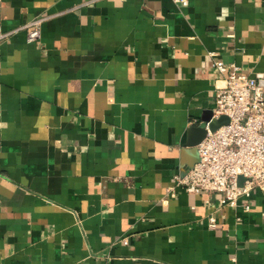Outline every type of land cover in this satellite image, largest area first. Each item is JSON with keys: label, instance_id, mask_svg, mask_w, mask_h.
Instances as JSON below:
<instances>
[{"label": "crops", "instance_id": "obj_1", "mask_svg": "<svg viewBox=\"0 0 264 264\" xmlns=\"http://www.w3.org/2000/svg\"><path fill=\"white\" fill-rule=\"evenodd\" d=\"M0 24V264H264V191L168 195L214 59L264 74V0H1Z\"/></svg>", "mask_w": 264, "mask_h": 264}, {"label": "built area", "instance_id": "obj_2", "mask_svg": "<svg viewBox=\"0 0 264 264\" xmlns=\"http://www.w3.org/2000/svg\"><path fill=\"white\" fill-rule=\"evenodd\" d=\"M45 19L26 25L29 42L41 38ZM10 35L0 24V42ZM214 67L222 76V84L216 89L213 118L226 116L229 121L216 131L209 130L198 145L200 161L184 175L176 176V184L168 195L173 197L178 188H186L207 195L205 202L209 206L213 204L211 197L216 195L223 206H242L250 211L248 199L255 190L264 191V74L251 77L243 74L239 66H227L217 59ZM209 226L217 227L214 214Z\"/></svg>", "mask_w": 264, "mask_h": 264}, {"label": "water", "instance_id": "obj_3", "mask_svg": "<svg viewBox=\"0 0 264 264\" xmlns=\"http://www.w3.org/2000/svg\"><path fill=\"white\" fill-rule=\"evenodd\" d=\"M201 125H194L188 129L187 141L183 147L182 168L186 173L200 161L198 145L201 144L210 131H216L219 127L227 124L229 119L223 116L219 119L213 118V112L204 117Z\"/></svg>", "mask_w": 264, "mask_h": 264}]
</instances>
